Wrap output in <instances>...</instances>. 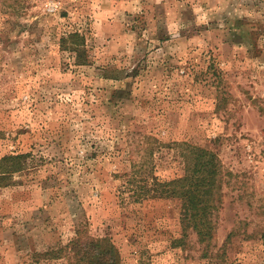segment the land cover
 Returning a JSON list of instances; mask_svg holds the SVG:
<instances>
[{
	"label": "rangeland",
	"instance_id": "374dc122",
	"mask_svg": "<svg viewBox=\"0 0 264 264\" xmlns=\"http://www.w3.org/2000/svg\"><path fill=\"white\" fill-rule=\"evenodd\" d=\"M21 4L0 5V157L28 154L0 187V264H74L53 251L77 229L117 264H264V0ZM175 141L229 172L209 256L172 244L178 199L132 195L183 174Z\"/></svg>",
	"mask_w": 264,
	"mask_h": 264
},
{
	"label": "trees",
	"instance_id": "16d2710c",
	"mask_svg": "<svg viewBox=\"0 0 264 264\" xmlns=\"http://www.w3.org/2000/svg\"><path fill=\"white\" fill-rule=\"evenodd\" d=\"M0 5L4 12L9 9L8 15L11 12L19 14L23 9L21 0H0ZM59 42L61 49L74 53L75 63H86L84 38L80 32L74 30L63 33ZM173 145L180 148L183 174L162 182L153 177L149 186L148 182L141 184L139 190L132 192V195H137V199L149 195L178 199L181 234L171 241L172 244L184 247L187 235L194 232L197 242L201 244L203 256H209L210 240L215 232L218 211L223 202L222 188L229 184L226 177L229 172L223 169L218 155L207 147L188 141H175ZM27 155L8 153L0 157V187L13 184L12 175L20 173L26 167ZM75 233L63 248L53 251V256L59 257L65 251L70 254L74 264L118 263L117 252L109 239L90 237L79 229Z\"/></svg>",
	"mask_w": 264,
	"mask_h": 264
}]
</instances>
